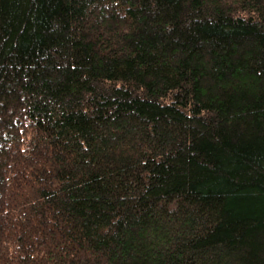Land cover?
Returning a JSON list of instances; mask_svg holds the SVG:
<instances>
[{
	"label": "trees",
	"instance_id": "trees-1",
	"mask_svg": "<svg viewBox=\"0 0 264 264\" xmlns=\"http://www.w3.org/2000/svg\"><path fill=\"white\" fill-rule=\"evenodd\" d=\"M0 264H264V0H0Z\"/></svg>",
	"mask_w": 264,
	"mask_h": 264
}]
</instances>
